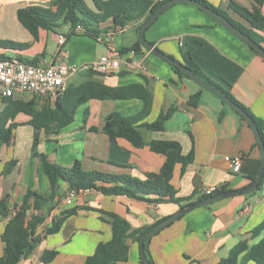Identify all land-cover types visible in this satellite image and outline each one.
<instances>
[{
	"label": "crops",
	"instance_id": "1",
	"mask_svg": "<svg viewBox=\"0 0 264 264\" xmlns=\"http://www.w3.org/2000/svg\"><path fill=\"white\" fill-rule=\"evenodd\" d=\"M54 0H0V38H8V24L17 26L18 37L14 42L27 45L23 50H0L1 56L33 59L45 54V60H56L60 50L58 38L71 32V25L60 22L56 31L41 30L35 39L18 20L17 12L27 6L49 8ZM242 21L229 7L231 1L252 10L259 6L256 0H207ZM88 3L89 0H88ZM91 4V3H90ZM264 15V3L262 5ZM145 18L130 21L120 31L107 30L98 39L85 36L78 29L68 38L67 63L83 65L97 61L103 55H121L124 47L133 46L138 39V27ZM111 22L101 27L108 29ZM13 33V32H12ZM146 38L162 52L183 62V53H189L200 69L213 81L231 92L261 122L264 130V58L252 52L248 45L201 9L189 4H177L162 14L146 31ZM10 40V39H8ZM122 67L108 75H96V81L111 87L141 83L152 92L153 101L149 116L152 123L169 109L175 111L165 124L164 132L142 128L146 141L174 140L182 145L184 155L195 151L193 162L184 172L181 164L174 171L172 184L177 197L186 202H196L204 195V186H225L229 191L242 190L252 184L260 171L262 151L257 137L236 110L224 103L192 79L179 76L171 64L145 50L139 55L127 53ZM87 78L84 73L72 76L68 83L78 85ZM68 84V85H69ZM200 94L197 105L190 100ZM36 98L41 105H54L56 99ZM144 101L92 99L80 106L75 121L58 135L46 137L26 124L18 127L13 143L4 146L0 153V201L10 206L21 204L28 189L42 194L50 192V183L39 160L33 157V145L38 135L39 152L64 167H71L80 160L85 171L109 174H126L144 179L145 173L159 172L166 158L148 146L137 149L125 139L110 141L103 132L106 117L119 112L125 117L138 115ZM88 111L87 117L85 112ZM29 116L21 114L18 122L25 123ZM21 129L20 135L17 131ZM96 129V131L94 130ZM241 159V169L233 171L232 160ZM16 159L17 166L8 176L3 175L6 162ZM70 188L61 184L60 196L48 204L42 214L45 222L39 227L40 243L35 251L20 264H46L42 255L57 251L58 255L48 264H85L100 243L111 240L110 224L101 219V211L116 212L126 218L133 229L155 224L180 210L175 203L156 204L124 196H105L98 191L77 193L72 205L66 204ZM77 207L59 232L46 235L55 216ZM8 218L0 216V257L3 255L1 236ZM264 220V180L260 188L247 195L228 197L212 204L193 209L168 225L150 240L149 250L155 264H216L227 257L240 241L250 246L264 236H252L253 229ZM130 257L123 264H142L140 243L129 241ZM251 263V262H249Z\"/></svg>",
	"mask_w": 264,
	"mask_h": 264
},
{
	"label": "trees",
	"instance_id": "2",
	"mask_svg": "<svg viewBox=\"0 0 264 264\" xmlns=\"http://www.w3.org/2000/svg\"><path fill=\"white\" fill-rule=\"evenodd\" d=\"M168 1L170 0H89L90 4L88 0H54L49 8L41 6L21 8L17 12V17L21 25L35 39L39 38L41 30L56 31L61 27V21L64 24L71 25V32L67 35V41L70 36L76 35L78 29L82 30L83 35L98 39L100 34L107 32L109 29L115 31L124 29L132 20L145 18L144 22H146L153 13ZM196 1L224 16L240 31L264 47V15L261 10L264 0H256L259 6L254 7L252 10L235 1L230 2V9L248 25L242 24L207 0ZM107 22H111V26L108 29L102 28L101 26ZM140 27L141 25L138 29ZM150 43L155 45L154 42ZM248 47L258 55L253 47ZM26 48V44L0 40V50H23ZM145 50L138 40L133 46L122 48L120 54L134 53L139 55ZM44 56L45 54H42L33 59H21L34 65L42 61ZM182 56V63L188 69L237 103L254 119L264 142L262 124L249 109L237 100L231 92L207 76L189 53H183ZM1 58H5V56H1ZM171 67L179 76L190 78L177 67L172 65ZM83 73L87 79L78 85L69 84L65 92L57 97L53 106L49 104L41 105L36 98L30 100L1 98L0 153L4 146H10L13 143L16 130L20 126L28 124L38 132L44 131L46 137L49 138L58 135L62 129L72 124L75 121L78 108L92 99L112 101L140 99L144 101L145 105L138 115L125 117L119 112H113L106 117L103 132L112 142L125 139L137 149L148 146L152 152L164 156L166 160L159 172L145 173L144 179L126 174L117 175L100 171H85L80 160H76L71 167H64L51 161L46 153L37 150L39 143L37 135L33 145V157L39 160L42 170L49 180L50 192L42 194L36 190L28 189L22 203L14 206H10L7 200L0 201V216L9 219L1 236L4 250L3 255L0 257V264H20L22 260L35 251L41 241L38 229L46 220V216L42 214V211L60 196L62 183H66L71 191L77 193L94 190L105 196H124L142 202L175 203L180 206V209L229 191L225 186H222L215 194L200 197L196 202H186V200L177 197L175 187L172 184L175 168L178 164H181V171L184 172L187 165L193 162L195 151L192 150L189 154L184 155L180 142L162 139L146 141L141 132L142 128L153 132H164L165 124L171 118L175 109L172 108L167 113H162L152 123L146 122L144 120L151 112L153 101L152 92L147 86L141 83H132L125 86L111 87L95 80L94 77L99 75L98 73L93 71ZM199 99L200 94H196L191 98L190 103L195 106L198 104ZM236 113L250 126L238 111ZM21 114L29 116L30 119L25 123L18 122L17 118ZM87 115L88 111L85 112V117ZM94 130L96 131V129ZM17 164L18 160L16 159L6 162L3 175L8 176L11 174ZM255 178H252V182ZM263 180L264 176L258 188L261 187ZM76 211L77 207H74L53 217L46 235L59 232L66 219L76 214ZM101 213V219L111 226L112 237L109 242L98 244L94 254L87 257L85 264L126 263L130 257L129 241L140 243L141 238L147 232L166 219L163 218L150 226L133 229L129 221L116 212L102 210ZM262 233L264 234V220L253 229L252 236L258 237ZM146 251L149 264H155L149 246L146 247ZM57 255V251H47L41 259L48 264L53 262ZM249 262L264 264V236L253 246H250L247 240L240 241L230 250L227 257L221 258L216 264H247ZM141 263L144 264L142 256Z\"/></svg>",
	"mask_w": 264,
	"mask_h": 264
},
{
	"label": "built area",
	"instance_id": "3",
	"mask_svg": "<svg viewBox=\"0 0 264 264\" xmlns=\"http://www.w3.org/2000/svg\"><path fill=\"white\" fill-rule=\"evenodd\" d=\"M58 44L60 50L57 61L43 59L33 65L19 57L1 58L0 55V99L24 98L25 96L56 99L65 92L72 76L86 71L108 75L118 71L124 64L121 55L107 54L92 63L70 65L67 63V37L60 35ZM231 163L233 171L238 173L241 169V159L234 158ZM218 189V186H204L201 188V193L204 196H211ZM76 196L75 191H70L65 200L66 204L72 205Z\"/></svg>",
	"mask_w": 264,
	"mask_h": 264
},
{
	"label": "water",
	"instance_id": "4",
	"mask_svg": "<svg viewBox=\"0 0 264 264\" xmlns=\"http://www.w3.org/2000/svg\"><path fill=\"white\" fill-rule=\"evenodd\" d=\"M177 4H189L193 5L202 11H204L206 14H208L211 18H213L216 22H218L220 25L224 26L226 29H228L233 35H235L237 38H239L241 41H243L246 45L251 46L254 48V50L258 53L259 56L264 58V47L256 43L252 38L247 36L245 33L240 31L237 27H235L228 19H226L224 16L217 14L207 6L203 5L202 3L196 1V0H170L167 3H165L158 11L153 13L149 19L139 28L138 30V39L141 43V45L149 51L151 54L154 56L160 58L161 60L171 64L172 66L177 67L180 69L182 72L187 74L190 79H192L196 84H198L200 87L208 90L215 96H217L219 99H221L224 103L228 104L229 106L233 107L236 111H238L250 124L252 127L259 146L262 151V163H261V168L259 173L257 174L255 180L252 182L251 185L248 187L242 189V190H237V191H228V192H222L221 194H218L216 196H213L211 198H207L205 200H202L197 203L190 204L184 208H181L178 212L175 214L167 217L166 219L162 220L160 223H158L152 230L147 232L140 241V250H141V256L144 261V264H149L148 261V256H147V251L146 247L149 246V242L151 238L167 227L168 225L172 224L175 222L177 219L188 213L189 211L196 209L198 207L206 206L209 204H212L216 201L232 197V196H239V195H247L252 192H254L258 186L260 181L262 180L264 176V142L262 140L259 128L254 121V119L243 109L241 108L237 103L232 101L230 98L225 96L223 93H221L217 88L211 86L208 84L206 81L198 77L193 71L188 69L182 62L172 58L171 56L167 55L166 53L162 52L158 47L155 45L151 44L148 39L146 38V31L157 21V19L164 14L168 9L171 7L177 5Z\"/></svg>",
	"mask_w": 264,
	"mask_h": 264
},
{
	"label": "rangeland",
	"instance_id": "5",
	"mask_svg": "<svg viewBox=\"0 0 264 264\" xmlns=\"http://www.w3.org/2000/svg\"><path fill=\"white\" fill-rule=\"evenodd\" d=\"M8 28H10V30H13V31H10L9 32V34H8V38H3V37H5V36H3L2 38H0V40H8V39H10V40H8V41H14V40H12L13 39V36L14 37H18V30H17V26L16 25H13L12 23H10V25L8 24ZM13 32V33H12ZM24 44V43H23ZM10 57H11V55H13L12 53H9L8 54ZM2 108V105L0 104V109ZM20 133H21V129L20 130H18L17 131V134L18 135H20ZM247 264H254L253 262H251V263H247Z\"/></svg>",
	"mask_w": 264,
	"mask_h": 264
}]
</instances>
